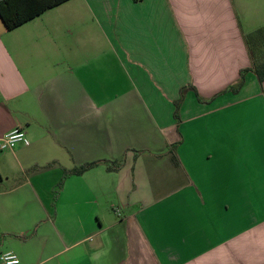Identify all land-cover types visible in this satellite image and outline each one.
<instances>
[{"label": "crops", "instance_id": "obj_1", "mask_svg": "<svg viewBox=\"0 0 264 264\" xmlns=\"http://www.w3.org/2000/svg\"><path fill=\"white\" fill-rule=\"evenodd\" d=\"M263 25L264 0H69L0 20V138L28 142L0 151V256L264 264V82L229 90Z\"/></svg>", "mask_w": 264, "mask_h": 264}, {"label": "trees", "instance_id": "obj_2", "mask_svg": "<svg viewBox=\"0 0 264 264\" xmlns=\"http://www.w3.org/2000/svg\"><path fill=\"white\" fill-rule=\"evenodd\" d=\"M67 1L69 0H0V20L4 27L10 31ZM243 41L249 55L251 66L247 69L240 70L238 81L229 88L232 92H237L241 88L244 75L248 72H251L259 83L264 82V25L245 34ZM183 90L184 88L181 89V94ZM181 101L182 97L174 102V118L177 120V113ZM96 164V162L87 163L71 171L64 172L62 180L58 183L56 189L61 188L63 180L67 175H81L95 167ZM37 169L39 168H32L30 171Z\"/></svg>", "mask_w": 264, "mask_h": 264}, {"label": "built area", "instance_id": "obj_3", "mask_svg": "<svg viewBox=\"0 0 264 264\" xmlns=\"http://www.w3.org/2000/svg\"><path fill=\"white\" fill-rule=\"evenodd\" d=\"M17 143L28 144L25 133L21 129H15L0 138V151L11 150ZM2 264H18L17 258L9 253L0 256Z\"/></svg>", "mask_w": 264, "mask_h": 264}]
</instances>
